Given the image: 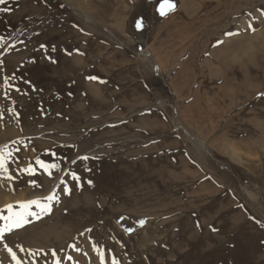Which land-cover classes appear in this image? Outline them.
<instances>
[{"label":"rangeland","instance_id":"1","mask_svg":"<svg viewBox=\"0 0 264 264\" xmlns=\"http://www.w3.org/2000/svg\"><path fill=\"white\" fill-rule=\"evenodd\" d=\"M161 2L0 3V216L50 209L0 237V264L5 244L21 264H222L259 244L240 235L264 233V0Z\"/></svg>","mask_w":264,"mask_h":264},{"label":"bare ground","instance_id":"2","mask_svg":"<svg viewBox=\"0 0 264 264\" xmlns=\"http://www.w3.org/2000/svg\"><path fill=\"white\" fill-rule=\"evenodd\" d=\"M208 1V0H207ZM213 1V0H212ZM213 4V3H212ZM228 4V3H227ZM236 6V5H235ZM214 7V6H213ZM221 8V7H220ZM187 10V9H186ZM196 12V11H195ZM204 13V12H203ZM190 14V13H189ZM185 15H186V13H185ZM193 15V14H192ZM187 16V15H186ZM218 16V15H217ZM179 22V21H178ZM175 23V22H174ZM173 24V23H172ZM182 29V28H181ZM183 31H184V29H183ZM177 33V32H176ZM174 35V34H173ZM187 36V34H181V33H177V36H179V37H177V36H175L174 38L175 39H179L178 40V42H176V44L174 43L171 47H170V49H169V53H171V55H172V52H174V53H176V52H182V48H181V46H180V42H185L186 41V39H184V37L183 36ZM184 39V40H183ZM183 40V41H182ZM166 42V41H165ZM219 43V42H218ZM170 44V43H169ZM233 44V43H232ZM171 45V44H170ZM169 45V46H170ZM204 46V45H203ZM183 47V46H182ZM232 49V47H230L229 46V44H227L226 46H225V48H223V49H221V50H218L217 52H218V54H216L214 57L217 59V60H219V62L220 63H223L224 62V60H225V58H226V54H229V52H231L230 50ZM175 50H178V51H176L175 52ZM165 51V50H164ZM163 53V52H162ZM193 53V52H192ZM155 54H157V53H155ZM232 54V53H231ZM231 54H229V55H231ZM235 54V53H234ZM167 55V54H166ZM211 56V55H210ZM161 57V56H160ZM162 59V58H161ZM166 60H168V57H166V56H164V59L161 61V64L162 65H164V64H166ZM248 61V60H247ZM253 61V60H252ZM168 62H169V60H168ZM251 62V61H250ZM232 67H231V69H232V75H231V77H232V83H234L233 84V86L236 88V57H235V60H232ZM237 63H238V61H237ZM253 63V62H252ZM247 65V64H246ZM249 65V64H248ZM161 66V65H160ZM222 66H223V68H224V63L222 64ZM252 66V65H251ZM263 66V65H262ZM161 68V67H160ZM221 68V67H220ZM252 68H254V67H252ZM241 69V68H240ZM246 69V68H245ZM244 70V69H243ZM247 70V69H246ZM264 70V69H263ZM250 76V75H249ZM235 77V78H234ZM242 77V76H241ZM248 75H247V73H246V75L244 76V80H248ZM230 82V81H229ZM237 87H240V86H243L242 85V83H240V81H237ZM39 117H40V119H42V118H45L44 117V113L43 112H41V114L39 115ZM28 118V117H27ZM35 118V117H34ZM33 119V118H32ZM31 119V121H30V123L31 122H33V124L36 122L35 120H32ZM38 120V119H37ZM38 122V121H37ZM39 123V122H38ZM37 123V124H38ZM27 124H28V122H27ZM32 124V125H33ZM36 124V123H35ZM27 127L28 126H26L25 127V129H27ZM31 127V126H30ZM34 128V127H33ZM26 132H27V130H25ZM161 172V171H160ZM164 172V171H163ZM214 197V196H213ZM202 200V199H201ZM4 201V200H3ZM5 201H9V199L7 198V199H5ZM6 203V202H5ZM217 202L216 201H214V202H212L211 203V208H213L214 210H215V212H217L218 213V211H219V205H217L216 204ZM209 206V207H210ZM209 207L207 208V209H209ZM207 211V210H206ZM203 214H206V212H204V213H202L201 215L203 216ZM210 215H212V214H210ZM217 215V214H216ZM208 215L206 214V215H204L203 217L206 219V220H209V217H207ZM215 216V215H214ZM213 217V216H212ZM215 222V221H214ZM217 234V233H216ZM243 235V236H242ZM252 235V234H251ZM240 237L243 239V240H250V241H255V242H259V244H256V245H254L253 243H246L245 242V244L243 245V246H245L246 248H243V249H240L239 250V253H238V255L239 256H237L236 255V249H232V250H227V253H226V255H224L223 254V259H220L219 258V261H221L222 262V264H236V257L238 258V260L240 259V254H242L243 256L245 255V253H248L249 254V252L251 253V254H256V255H258V256H261V257H264V246L261 244V241L262 240H264V233H262V234H253L252 236H248V235H244V234H241L240 235ZM199 254H200V251H198L196 254H195V258L197 259V257L199 256ZM252 255V256H253ZM258 258V257H257ZM252 260V259H251ZM263 260V259H262ZM240 261V260H239ZM259 261V260H258ZM249 263V262H248ZM188 264H200V263H198V261L196 260V263H193V262H189ZM215 264H220V263H217V262H215Z\"/></svg>","mask_w":264,"mask_h":264},{"label":"snow or ice","instance_id":"3","mask_svg":"<svg viewBox=\"0 0 264 264\" xmlns=\"http://www.w3.org/2000/svg\"><path fill=\"white\" fill-rule=\"evenodd\" d=\"M3 2H4V0H0V3H3ZM174 10H175V4L172 2V0H162V2L158 6V11H159L161 16H164L169 11H174ZM4 11H8V9H4ZM136 26H137V28H140L142 26V22L140 20H137ZM228 34L230 35L231 33H228ZM41 47H43V45ZM76 51H78V50H76ZM89 79H97V78L96 77H89ZM4 83L7 84L8 80L5 79ZM82 159H87V157H83ZM45 167L47 168L49 166L45 165ZM52 167H55V165H52ZM0 169H2L5 173L7 172V169L4 167V155H3V153H0ZM6 178L12 179L13 177H11L9 175ZM72 178L74 180H77V181L79 180V177L75 173H72ZM88 183L91 184L92 182L88 181ZM64 192L66 194H68V193H70V189L67 186H65ZM54 198L55 197L53 195H49L48 197H46V199L49 201L53 200ZM31 204H36L40 208V213L29 212L28 206ZM7 207L9 209V215L0 216V220L4 221L3 225H0V237H2L5 232H11L13 229H18V228L23 227L24 223L26 222V218L28 216H37L38 217L43 212L50 211L47 204L41 205L38 200H30V201H27L26 203H22L21 204L22 211H20V212H13L11 205H8ZM140 223L143 224V221H140ZM89 231H91V230H89ZM129 231H131V230H129ZM213 231H216V229L213 228ZM81 235H83V234H81ZM69 246L75 247L74 245H69ZM5 248L7 249L8 253L12 256V259L16 260V264H21V262L19 260H17L16 253L12 250V248L8 247L7 244H5ZM52 255L53 256L56 255L55 251L52 252ZM69 259H71V257H69ZM101 259H102V264H103V257ZM56 264H59V261H57Z\"/></svg>","mask_w":264,"mask_h":264},{"label":"trees","instance_id":"4","mask_svg":"<svg viewBox=\"0 0 264 264\" xmlns=\"http://www.w3.org/2000/svg\"><path fill=\"white\" fill-rule=\"evenodd\" d=\"M145 30H147V28H144ZM144 29H141L144 32Z\"/></svg>","mask_w":264,"mask_h":264},{"label":"flooded vegetation","instance_id":"5","mask_svg":"<svg viewBox=\"0 0 264 264\" xmlns=\"http://www.w3.org/2000/svg\"><path fill=\"white\" fill-rule=\"evenodd\" d=\"M153 2V1H152ZM152 4H154V3H152ZM142 33H143V31H142Z\"/></svg>","mask_w":264,"mask_h":264}]
</instances>
